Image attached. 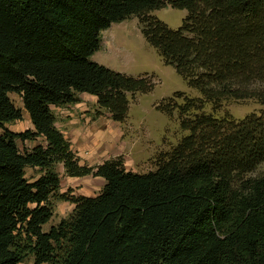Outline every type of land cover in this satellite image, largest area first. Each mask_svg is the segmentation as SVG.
Wrapping results in <instances>:
<instances>
[{"label":"trees","instance_id":"1","mask_svg":"<svg viewBox=\"0 0 264 264\" xmlns=\"http://www.w3.org/2000/svg\"><path fill=\"white\" fill-rule=\"evenodd\" d=\"M184 10L177 30L147 17ZM136 16L141 35L165 65L201 97L180 114L224 99L264 108V0H0V264H264V110L241 121L200 115L157 169L126 171L120 159L81 167L55 127L51 108L96 99L121 123L128 95L146 94L145 78L92 62L100 33ZM20 98L32 129L9 100ZM170 115V112L164 111ZM43 139L21 153L16 141ZM69 178L103 181L95 197H76L71 216L51 227L49 199ZM43 174L34 182L25 169Z\"/></svg>","mask_w":264,"mask_h":264},{"label":"rangeland","instance_id":"2","mask_svg":"<svg viewBox=\"0 0 264 264\" xmlns=\"http://www.w3.org/2000/svg\"><path fill=\"white\" fill-rule=\"evenodd\" d=\"M147 17L162 22L170 30H177L186 12L165 7L149 13ZM142 19L132 16L101 32L100 48L90 59L116 73L145 78L152 85L151 91L146 94L127 96L128 112L121 123L113 122L110 115L99 110L96 99L86 94L78 95V102L74 105L51 108L55 127L70 144L81 167L94 168L105 161L120 159L126 171L147 174L155 171L181 139L188 135L180 128L182 120L205 115L237 122L251 115L259 116L264 110L252 99H224L203 103L200 110L190 109L180 114L179 110L187 106V101L200 100L201 97L146 43L140 32ZM8 97L13 106L21 111L22 119L5 127L13 133L31 130L20 98L12 94ZM164 111L170 112V115ZM16 144L21 153L30 152L36 146H46L40 138L24 143L16 141ZM53 171L59 177V188L49 199L52 217L42 226L43 232H48L71 216L74 208L71 199L95 197L103 186L99 178L67 177L61 164L54 165ZM24 173L28 182H34L43 174L39 169L31 168H26ZM262 173L264 164L253 176ZM20 264H33V258L28 257Z\"/></svg>","mask_w":264,"mask_h":264},{"label":"crops","instance_id":"3","mask_svg":"<svg viewBox=\"0 0 264 264\" xmlns=\"http://www.w3.org/2000/svg\"><path fill=\"white\" fill-rule=\"evenodd\" d=\"M89 155V154H88ZM90 156V155H89ZM86 178H88V177H83V178H79V179H86Z\"/></svg>","mask_w":264,"mask_h":264}]
</instances>
